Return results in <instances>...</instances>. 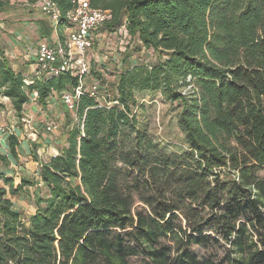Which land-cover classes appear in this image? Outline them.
<instances>
[{
    "label": "trees",
    "instance_id": "obj_1",
    "mask_svg": "<svg viewBox=\"0 0 264 264\" xmlns=\"http://www.w3.org/2000/svg\"><path fill=\"white\" fill-rule=\"evenodd\" d=\"M47 1L59 25L76 8ZM88 5L110 13L100 32L123 30L156 60L122 70L103 102L79 96L66 147L37 160L47 195L34 214L21 220L10 197L35 184L0 171V264H264V0ZM77 85L67 73L26 81L0 53V100L18 118L33 94L44 106ZM154 94L178 111V150L138 119L139 99ZM17 145L10 135L13 158Z\"/></svg>",
    "mask_w": 264,
    "mask_h": 264
},
{
    "label": "rangeland",
    "instance_id": "obj_2",
    "mask_svg": "<svg viewBox=\"0 0 264 264\" xmlns=\"http://www.w3.org/2000/svg\"><path fill=\"white\" fill-rule=\"evenodd\" d=\"M36 2L39 3L38 1ZM62 28L65 29V26ZM91 38L93 41L92 47L85 53V61L89 66V73L84 77L83 82L85 88L90 87L92 84H95L99 88L98 96H100L99 100L101 102L114 92L116 76L122 70L139 64L149 66L156 60V56L152 51L142 48L136 40L129 39L123 30L115 34H110L102 33L97 29L93 32ZM139 101L142 103L143 108L138 112V119L146 126L151 137L161 146H164L167 151H175L183 147V137L177 127L176 121L178 111L175 107L166 103L160 94H154L145 97L144 100L139 99ZM45 106L46 105H44V107ZM41 107L42 106L38 104L37 109L35 106H32L29 111V105H27L28 114L25 115L26 117L22 114V117L18 118L13 113L16 120L15 123H10L6 120V115L2 114L4 108L0 109V155L6 156V150L8 149L7 138L10 135H14L15 137L18 135V137L22 138L25 142L24 147L26 149L24 151V148L20 147V144L19 146L17 145L18 147L15 149L16 161L10 160L7 165H0V171L4 172L7 177L13 180L14 186L19 184L21 178H26L35 184L33 187L24 189L16 197H10L14 210L21 214V220L34 214V202L37 197L44 198L47 195L46 188L38 179L39 164H37L38 167L37 170H35V166H30V159L37 163L38 161L44 163L51 157L57 155H51V153L46 151L47 149L44 148V146L38 143L39 133L43 134V136L46 134L42 137L43 139L46 138V144L49 143L47 139L49 136H47L48 134L45 133L43 128L53 125L54 122H42L38 123V126H31L29 123L32 120L34 121L38 116H43V109ZM66 118L68 119V117ZM28 120L30 121L28 122ZM16 129L18 132H16ZM56 129L57 126H55V131L58 130ZM14 131L17 133L16 135ZM22 168L23 170H21ZM24 172L28 173V175ZM260 174L262 176L264 175V169ZM193 252L199 257L208 255H213L217 259L223 257V251L220 249H202L197 247L193 248ZM137 261H133V264H140L139 261L138 263Z\"/></svg>",
    "mask_w": 264,
    "mask_h": 264
},
{
    "label": "crops",
    "instance_id": "obj_3",
    "mask_svg": "<svg viewBox=\"0 0 264 264\" xmlns=\"http://www.w3.org/2000/svg\"><path fill=\"white\" fill-rule=\"evenodd\" d=\"M63 26H65V29L62 28ZM71 31L72 28L67 22L59 25L58 22L56 23L47 16H44L37 2L30 3L28 0L11 2L9 7L0 12V53L6 58L11 69L22 74L26 81L39 79L41 77L37 73L36 67V51L38 44L40 42H46L54 47L63 45ZM59 96H57L56 93H52L46 102V106L41 107L43 109V116H38L34 121L28 120L31 126H38V123H47L48 121L54 122L53 125L57 126V131H53L47 135L49 136V138H47L48 144L45 142L46 138L43 139L46 134L43 136V134L39 133L38 143L44 146V148L47 149L45 150L51 153V155H58L66 147L67 132L71 128L74 119V114L69 113L64 108L59 99L61 95ZM0 102L3 103L4 109L2 114L6 115V120L10 123H15L16 120L8 100L3 98ZM27 105H29V111L32 106H35L36 109L38 108L35 94H33L29 103L24 106V116L28 114ZM66 117H68L69 120ZM16 132H18L17 129ZM16 132L14 131L15 135L17 134ZM16 137L18 146L20 144V147H23L25 151L24 140L18 137V135H16ZM5 155L8 162H10V160L16 161L15 158L10 156L8 149ZM30 160V166H35V170H37L38 163L32 159ZM21 170H23V168ZM24 173L28 175V173Z\"/></svg>",
    "mask_w": 264,
    "mask_h": 264
},
{
    "label": "built area",
    "instance_id": "obj_4",
    "mask_svg": "<svg viewBox=\"0 0 264 264\" xmlns=\"http://www.w3.org/2000/svg\"><path fill=\"white\" fill-rule=\"evenodd\" d=\"M40 11L44 16L58 22V13L55 5L47 0H38ZM110 20L107 11L93 10L88 0H76V8L66 16V22L72 28L65 44L51 46L40 42L36 51V67L40 77H58L70 74L78 79V85L68 92L61 94V103L69 113L75 112L76 101L83 92L96 96L99 88L92 84L84 87V77L89 73V66L85 61V53L92 47V34ZM36 96V95H35ZM45 133L55 131V126L44 128Z\"/></svg>",
    "mask_w": 264,
    "mask_h": 264
}]
</instances>
